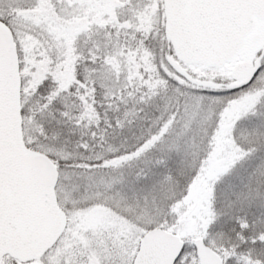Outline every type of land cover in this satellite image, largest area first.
Masks as SVG:
<instances>
[{"label":"snow or ice","instance_id":"1","mask_svg":"<svg viewBox=\"0 0 264 264\" xmlns=\"http://www.w3.org/2000/svg\"><path fill=\"white\" fill-rule=\"evenodd\" d=\"M0 264H264V0H0Z\"/></svg>","mask_w":264,"mask_h":264}]
</instances>
